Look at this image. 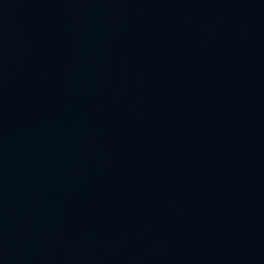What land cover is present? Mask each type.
Instances as JSON below:
<instances>
[{"label":"water","instance_id":"obj_1","mask_svg":"<svg viewBox=\"0 0 264 264\" xmlns=\"http://www.w3.org/2000/svg\"><path fill=\"white\" fill-rule=\"evenodd\" d=\"M0 264H264V0H0Z\"/></svg>","mask_w":264,"mask_h":264}]
</instances>
